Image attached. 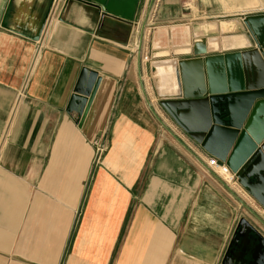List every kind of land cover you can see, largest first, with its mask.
Masks as SVG:
<instances>
[{"label": "crops", "instance_id": "1", "mask_svg": "<svg viewBox=\"0 0 264 264\" xmlns=\"http://www.w3.org/2000/svg\"><path fill=\"white\" fill-rule=\"evenodd\" d=\"M90 1L123 21L98 28L80 0H0V264H253L263 207L159 106L150 36L140 66L136 49L146 19L147 36L264 15V0Z\"/></svg>", "mask_w": 264, "mask_h": 264}, {"label": "water", "instance_id": "2", "mask_svg": "<svg viewBox=\"0 0 264 264\" xmlns=\"http://www.w3.org/2000/svg\"><path fill=\"white\" fill-rule=\"evenodd\" d=\"M80 1L96 8L98 28L103 16L123 21L109 15L102 3ZM146 25L147 19L139 30L138 64L149 35L145 59L159 106L205 152L225 163L264 209V15L155 27L147 36ZM210 40L217 46L208 49ZM170 56L174 59H166ZM100 81L96 77L84 94L90 101ZM78 94L75 102H88ZM82 110L75 109L78 114ZM242 223L254 229L246 219ZM257 234L262 254L253 264H264V237Z\"/></svg>", "mask_w": 264, "mask_h": 264}, {"label": "built area", "instance_id": "3", "mask_svg": "<svg viewBox=\"0 0 264 264\" xmlns=\"http://www.w3.org/2000/svg\"><path fill=\"white\" fill-rule=\"evenodd\" d=\"M153 5H157L159 0H154ZM209 166L216 168V174L222 178L227 184L232 185L237 183L235 174L230 170V168L225 164H220L218 160L212 157L209 161Z\"/></svg>", "mask_w": 264, "mask_h": 264}, {"label": "rangeland", "instance_id": "4", "mask_svg": "<svg viewBox=\"0 0 264 264\" xmlns=\"http://www.w3.org/2000/svg\"><path fill=\"white\" fill-rule=\"evenodd\" d=\"M155 2V1H154Z\"/></svg>", "mask_w": 264, "mask_h": 264}]
</instances>
